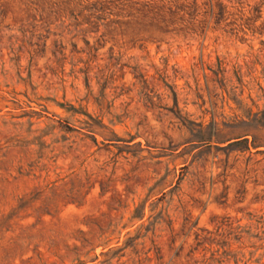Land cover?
Segmentation results:
<instances>
[{
	"label": "rangeland",
	"instance_id": "rangeland-1",
	"mask_svg": "<svg viewBox=\"0 0 264 264\" xmlns=\"http://www.w3.org/2000/svg\"><path fill=\"white\" fill-rule=\"evenodd\" d=\"M0 264H264V0H0Z\"/></svg>",
	"mask_w": 264,
	"mask_h": 264
}]
</instances>
